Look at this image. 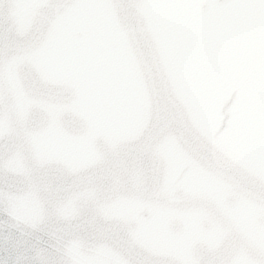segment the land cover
Here are the masks:
<instances>
[{"label":"snow or ice","instance_id":"1","mask_svg":"<svg viewBox=\"0 0 264 264\" xmlns=\"http://www.w3.org/2000/svg\"><path fill=\"white\" fill-rule=\"evenodd\" d=\"M0 264H264V0H0Z\"/></svg>","mask_w":264,"mask_h":264},{"label":"water","instance_id":"2","mask_svg":"<svg viewBox=\"0 0 264 264\" xmlns=\"http://www.w3.org/2000/svg\"><path fill=\"white\" fill-rule=\"evenodd\" d=\"M205 21L200 25L204 32L223 33L233 27L231 20L223 18L222 13L202 14ZM127 39L134 48L144 71L150 76L159 77L161 68L159 61V52L153 37L142 30L139 20L134 17H128L125 20Z\"/></svg>","mask_w":264,"mask_h":264}]
</instances>
